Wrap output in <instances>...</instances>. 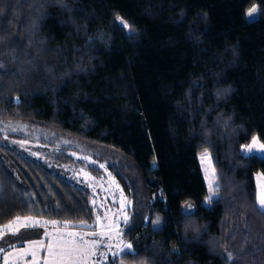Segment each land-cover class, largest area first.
Masks as SVG:
<instances>
[{
    "label": "trees",
    "instance_id": "16d2710c",
    "mask_svg": "<svg viewBox=\"0 0 264 264\" xmlns=\"http://www.w3.org/2000/svg\"><path fill=\"white\" fill-rule=\"evenodd\" d=\"M253 136L264 0H0V226L87 229L92 194L69 175L103 164L129 201L131 249L110 264H264V157L241 152Z\"/></svg>",
    "mask_w": 264,
    "mask_h": 264
},
{
    "label": "rangeland",
    "instance_id": "374dc122",
    "mask_svg": "<svg viewBox=\"0 0 264 264\" xmlns=\"http://www.w3.org/2000/svg\"><path fill=\"white\" fill-rule=\"evenodd\" d=\"M249 11L246 16L247 19L251 20L256 17L257 11L251 16L248 15ZM252 138L248 144L242 146V153L245 151L247 146L251 145ZM19 143L30 155L40 156V149L35 144L24 141ZM203 154H205V152L198 155V162L207 190V195L203 204L208 205L211 201L208 200L209 179L214 180L216 184L218 183L216 172L215 175L212 176V169L214 168L212 166L211 159L202 160L201 157ZM250 154H256L264 157V150H259L258 145L252 146L251 153L248 155ZM207 155L210 157L208 153ZM98 168L102 172V175L99 178L92 176L84 170H76L75 172L70 171L69 175L74 182L83 183L88 186L91 191L92 204L94 205L96 215L95 222L89 225L92 227L80 230L72 228L70 224L58 221H47L45 219L32 217H30L31 220L29 221L25 218H20L17 222L18 230L16 231V234L12 235L9 232L3 234L2 238H0V248L5 250L3 253H0V264H44L45 260L48 258L47 244L49 242H54L56 237L64 236L68 232L79 233L89 240L99 238V234H103L104 238L100 241V247L96 250L95 255L88 258L87 264H110L113 258L119 256L125 250H129L126 246L130 244L124 242L120 237V227L128 219L129 201L121 191L115 179L105 169V167L101 168L98 164ZM254 177L258 193L262 188H264V175L258 172L254 175ZM216 197L217 192H215L213 199ZM98 217L99 221L97 219ZM16 221L17 219L13 222ZM31 221H39L40 224L35 227L24 226L25 224H30ZM3 227L4 226H0V228ZM93 228L95 233L98 234L97 236H93ZM38 241H44V244H33V242ZM104 245H107V247ZM33 253H35V258L32 255Z\"/></svg>",
    "mask_w": 264,
    "mask_h": 264
},
{
    "label": "snow or ice",
    "instance_id": "6c2138e0",
    "mask_svg": "<svg viewBox=\"0 0 264 264\" xmlns=\"http://www.w3.org/2000/svg\"><path fill=\"white\" fill-rule=\"evenodd\" d=\"M257 10L253 7L248 15L251 16ZM124 27H128L126 24L123 25ZM259 150H264V143L259 142L258 137H253L251 141V145L247 146L245 151L242 153L244 155H248L251 153L252 146H257ZM202 160H210L208 157L207 152L205 150V154L202 155ZM101 168L105 167L103 164L100 165ZM215 175V170L212 169V176ZM209 188V196L208 200H212L214 197L215 192L219 190V185L214 182V180L209 179L208 183ZM257 202L259 211L264 214V188L261 189L257 193ZM191 208V205H188ZM19 217L17 218L16 222H10L8 225H5L3 228H0V238H2L3 234L11 233L12 235L16 234L18 230ZM26 220H31V218H25ZM99 221V217L97 218ZM157 223L159 222V218H157ZM55 223V222H53ZM40 224L39 221H31L30 224H25V227L28 226H38ZM67 226V225H66ZM80 227H92L86 224H81ZM93 236H97L98 234L95 233L93 228L92 232ZM103 234H99V238L96 239H86L84 236L80 235L76 232H68L64 236H58L55 238L54 242H49L47 244V259L45 260L44 264H87L88 258L96 254V250L100 247V241L103 239ZM34 245L39 244L43 245L44 241L33 242ZM107 247V245H104ZM129 250L131 249V245L126 246ZM5 250L0 248V253H3ZM35 258V253L32 254ZM115 264V261H113Z\"/></svg>",
    "mask_w": 264,
    "mask_h": 264
}]
</instances>
